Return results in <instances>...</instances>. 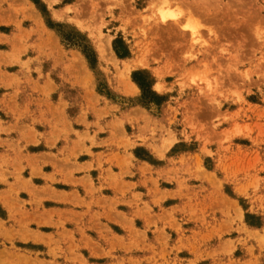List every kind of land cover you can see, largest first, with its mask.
I'll use <instances>...</instances> for the list:
<instances>
[{
    "label": "rangeland",
    "instance_id": "374dc122",
    "mask_svg": "<svg viewBox=\"0 0 264 264\" xmlns=\"http://www.w3.org/2000/svg\"><path fill=\"white\" fill-rule=\"evenodd\" d=\"M2 4L0 264H264V0Z\"/></svg>",
    "mask_w": 264,
    "mask_h": 264
},
{
    "label": "crops",
    "instance_id": "0c3cea01",
    "mask_svg": "<svg viewBox=\"0 0 264 264\" xmlns=\"http://www.w3.org/2000/svg\"><path fill=\"white\" fill-rule=\"evenodd\" d=\"M6 8V5L5 4H2V6L0 7V10ZM6 55H7V52L5 50H0V59H6ZM8 68L5 66V62L3 61V66H0V75H3L5 73H7L8 71ZM40 74H41V78H39L38 76L36 77V83H38L39 86H42L43 83L47 80L44 78V74H43V68L41 67L40 68ZM66 80H68L66 78ZM73 80V79H72ZM4 88V84L3 83H0V90H3ZM8 96L6 95V93H0V109H2L3 111H6V106H5V103H6V100H7ZM41 119V118H40ZM42 121V120H40ZM15 123V120L12 118V116H9V119H4L2 117H0V133L1 132H7L8 129L10 127H12L11 124ZM18 125L16 126H13V127H18L17 131H16V135L15 136H19V134L21 132H24L25 131V126H22L21 124H25V121L23 120H19L18 121ZM90 133V132H89ZM91 135V133L89 134ZM15 136L12 137V135L9 133L8 135L6 134H0V140L2 139V141L4 139H6L7 137L9 138H15ZM95 139V144L92 145L88 142H86V147H89V152L86 150V154H87V157H86V167H96L98 165V158L100 155L104 154V149H103V146L101 144H103V138H101L98 134H96V137L94 138ZM89 145V146H88ZM94 146V147H93ZM5 148L3 147L2 150H0V154H5Z\"/></svg>",
    "mask_w": 264,
    "mask_h": 264
},
{
    "label": "trees",
    "instance_id": "16d2710c",
    "mask_svg": "<svg viewBox=\"0 0 264 264\" xmlns=\"http://www.w3.org/2000/svg\"><path fill=\"white\" fill-rule=\"evenodd\" d=\"M116 53H117L119 56H125V55H126L125 52H124V53H119L117 50H116ZM133 80L136 81V83L138 84V86H139L140 89L142 90V98H146V95H147V94H150V95L153 96L154 98H157V97L155 96L154 93H152V92H150L148 89H146L145 86L142 84V82H140V81L138 80V75L134 74V75H133ZM153 97H152V99H153ZM152 99L150 98L148 101H151Z\"/></svg>",
    "mask_w": 264,
    "mask_h": 264
},
{
    "label": "bare ground",
    "instance_id": "6f19581e",
    "mask_svg": "<svg viewBox=\"0 0 264 264\" xmlns=\"http://www.w3.org/2000/svg\"><path fill=\"white\" fill-rule=\"evenodd\" d=\"M58 15V14H57ZM101 40V39H100ZM103 41V40H102ZM101 43V42H100ZM108 46H109V44H108V42H102V44H100L99 45V47H100V50H101V52H105V51H107L108 50ZM109 54H110V52H109ZM111 55V54H110ZM134 85V84H133ZM134 87H135V85H134Z\"/></svg>",
    "mask_w": 264,
    "mask_h": 264
}]
</instances>
